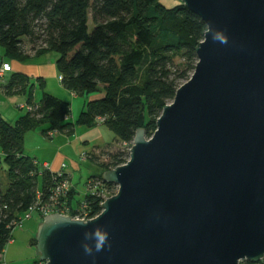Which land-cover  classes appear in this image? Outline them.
Instances as JSON below:
<instances>
[{
  "label": "water",
  "instance_id": "obj_1",
  "mask_svg": "<svg viewBox=\"0 0 264 264\" xmlns=\"http://www.w3.org/2000/svg\"><path fill=\"white\" fill-rule=\"evenodd\" d=\"M180 1L207 26L193 74L152 136L138 129L128 161L102 173L118 191L99 215L43 219L45 264L264 258V0Z\"/></svg>",
  "mask_w": 264,
  "mask_h": 264
},
{
  "label": "trees",
  "instance_id": "obj_2",
  "mask_svg": "<svg viewBox=\"0 0 264 264\" xmlns=\"http://www.w3.org/2000/svg\"><path fill=\"white\" fill-rule=\"evenodd\" d=\"M206 31L204 21L181 1L168 8L159 0H0V59L24 62L49 52L59 54L55 63L61 84L76 96L99 95L86 104L77 123L94 126L102 121L128 149L138 129L143 128L147 137L157 129L163 108L173 101L181 81L193 74L198 61L195 48ZM25 40L35 55L26 53ZM178 55L186 61L184 69L174 67ZM3 88L26 95L27 103L39 108L26 112L15 124L0 113V167L4 161L9 175L8 187L0 185V264H5L2 256L13 239L14 221L34 204L37 191L46 193L52 183L50 172L44 170V185L38 188L42 168L24 154L26 133L38 128L46 135L51 130L74 131L70 103L47 92L39 103L34 102L26 75L13 73ZM97 151L88 153L87 159L104 170L129 159L128 150L126 157L118 152L104 164ZM93 178L102 179L107 190L116 186L105 181L102 173ZM75 193L71 188L67 197L71 216L77 206ZM84 200L89 218L101 213L103 196L89 193Z\"/></svg>",
  "mask_w": 264,
  "mask_h": 264
},
{
  "label": "rangeland",
  "instance_id": "obj_3",
  "mask_svg": "<svg viewBox=\"0 0 264 264\" xmlns=\"http://www.w3.org/2000/svg\"><path fill=\"white\" fill-rule=\"evenodd\" d=\"M159 1L165 7L168 8L175 7L180 3V0H159ZM92 28H93V21L90 18L89 29L92 30ZM25 51L27 54L30 55H35L36 53L35 50H33L32 45L29 43L28 40H25ZM58 57L59 54H57L56 52H49L44 56H42L41 58L40 57L37 58L36 60L37 62L44 60L46 61V63L55 64L56 59ZM174 67L175 68L179 67L181 69H184L186 67V61L184 58H182L181 55L174 57ZM174 67H173V72H176V69ZM45 81H46V85L44 86H41L38 82H36V80H34V83L33 82L30 83V86L33 88L34 102L39 103L43 93L47 92L68 99L70 103L71 115L69 116V121H71L74 124V131L71 134H69V137H72V139L66 140V144H65L66 146L63 149L70 155V157H73L74 160L80 164L79 169L73 172V176L71 178L72 185L76 192L74 203L78 205V202L83 201L86 195L90 193L87 186L88 180L92 176L98 175L102 169L101 166L92 162L90 159H88L85 162L81 161L80 158L82 157V155L86 153H91L93 151H97L98 149L102 148L100 151H97V155L99 156V162L108 164L112 160V154L118 152L124 153L125 155L123 157H126V153L129 150L128 145L126 143H123L122 141H118L119 139L117 138L115 132L111 131L107 126L101 123L102 121L100 120H97L96 122L97 124L94 126H86L77 123V119L81 114V112H83L84 109L86 108V104L90 100L99 97L98 94L92 96L73 95L60 83L58 74L54 75V77L49 76V79L46 78ZM181 82L185 83L184 80ZM10 109H12V107H10ZM13 110L21 115L26 113V109L20 110L17 107H14ZM42 129L43 128L32 130L31 134L33 138H35L38 134L39 137L44 138L47 141H51L50 139L54 137L47 136L42 132ZM63 133L64 132H62L61 129L59 132H57L58 136H63L62 135ZM66 134L68 133L66 132ZM29 141L33 143L32 145L28 144L29 146H31L30 147V149H32L31 153L33 155L36 154L38 156L37 150L33 151V149L40 147V145H38V141L32 138H30ZM43 148L46 149L47 145H43ZM104 150H106L105 152L107 153H102ZM40 153L41 155H44L43 152ZM0 156L3 159L1 151H0ZM65 167L67 170L68 163L65 164ZM104 171L105 170L102 169V173ZM37 181H38V188L42 189L44 185V178L41 173L38 175ZM0 185L3 189H6L9 185L8 168L6 163H4V161L2 162V166L0 167ZM117 191H118L117 186H115V188L111 190H107V188H104L101 194L106 199L117 193ZM42 221L43 220H41V218H38V216L34 214L32 219L27 220L22 226L17 227L14 230L13 242H11L7 246L4 255L2 256V258L5 259V264H34L35 261L40 260L39 254L36 251L37 241L36 244L33 245V239H36L38 227L42 223ZM43 264H45V262H43Z\"/></svg>",
  "mask_w": 264,
  "mask_h": 264
},
{
  "label": "crops",
  "instance_id": "obj_4",
  "mask_svg": "<svg viewBox=\"0 0 264 264\" xmlns=\"http://www.w3.org/2000/svg\"><path fill=\"white\" fill-rule=\"evenodd\" d=\"M42 56H44V55H42ZM42 56H40V58ZM37 58H39V57H34V58L29 59V60L24 61V62L13 61L12 71L4 73L0 77V113L2 114V116L7 121L10 120L8 122L11 124H15L16 121L20 117H22L26 114V113L23 115L18 114L13 110V108L17 107L18 109H20L18 107V104L20 102L23 103V102L27 101L26 95L18 94V93H9V92L5 91V89L3 88L4 85L8 83L10 76L13 73H22V74L26 75L29 78V83H32V82L34 83V80H36V82H38V83H39V81L43 82L44 85H46L45 79L46 78L49 79V76L54 77V75H56V74H58V77L60 76L58 73L57 67H56V63L55 64H49V63H46V61H44V60L37 62V60H36ZM38 60H40V59H38ZM49 74H51V75H49ZM60 83H61V81H60ZM50 94H53V93H50ZM53 95L60 98V99L62 98V97H59L55 94H53ZM62 100L69 102V100L65 99V98H62ZM10 107H12V109H10ZM20 110H22V109H20ZM31 133H32V131H29L28 133H26V135L24 137V154L35 159V160H37L41 164H47L53 171L59 170L63 164L68 163L67 170H66V167H65V170L69 173L70 178H72L73 172L75 170L79 169L80 164L77 161H75L73 157H70V155L66 151H64V149H63L66 146L65 145L66 140L72 139V137H69V134H66V132H64L62 134L63 136H58V134H56L53 136L54 138L50 139L51 141H47L44 138L39 137L38 134L35 138H33ZM29 137L38 141V145H40V147L33 149V151L37 150L38 156L36 154L33 155L31 153L32 149H30L31 146H29V145H32L33 143L29 141V139H30ZM43 145H47V148L46 149L43 148ZM46 151H48V152H46ZM40 152H43L44 155H41ZM86 154H88V153H86ZM83 155H85V154H83ZM80 160L85 162L88 159L83 160L81 157ZM102 169L98 175H100L102 173ZM72 188H74V187H72Z\"/></svg>",
  "mask_w": 264,
  "mask_h": 264
},
{
  "label": "built area",
  "instance_id": "obj_5",
  "mask_svg": "<svg viewBox=\"0 0 264 264\" xmlns=\"http://www.w3.org/2000/svg\"><path fill=\"white\" fill-rule=\"evenodd\" d=\"M10 71H12V63L0 59V77L2 76V74ZM59 80H62V76H59ZM73 95H75V93H73ZM18 107L20 109H26V112H35L36 110H38L39 105L29 104L27 103V101H25L23 103L20 102L18 104ZM57 132L58 130H51L48 132V136L53 137L57 134ZM87 158V154L82 156L83 160H87ZM34 164L41 166L42 170L40 171V173L44 170L50 172L52 183L47 188L46 193L42 192L41 190L37 191L34 204H32L23 215H21L14 221L13 229L22 226L27 220H30L34 216V214H36L42 220L46 216L56 212L71 216L70 213L72 212V208L67 202V197L73 185L69 173L65 170V164H63L57 171H53L47 164H41L37 160H34ZM87 186L90 193H92L93 195L102 196L101 193L104 190L102 179H90L88 180ZM87 208L88 204L85 200H83L73 209L74 216L71 217L83 220L91 219L89 218ZM10 241L13 242V239H11ZM38 264H43V262L40 261ZM238 264H264V258L255 263H252L248 260H241Z\"/></svg>",
  "mask_w": 264,
  "mask_h": 264
},
{
  "label": "clouds",
  "instance_id": "obj_6",
  "mask_svg": "<svg viewBox=\"0 0 264 264\" xmlns=\"http://www.w3.org/2000/svg\"><path fill=\"white\" fill-rule=\"evenodd\" d=\"M97 240H98V243L95 246V250L96 251H100L101 250V246H102V244L104 242V237L97 235ZM86 251L91 252V250L89 248H86Z\"/></svg>",
  "mask_w": 264,
  "mask_h": 264
}]
</instances>
